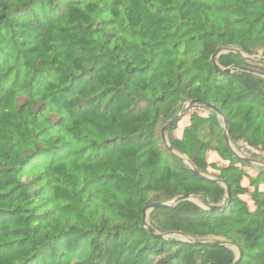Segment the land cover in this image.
<instances>
[{
	"label": "trees",
	"instance_id": "obj_1",
	"mask_svg": "<svg viewBox=\"0 0 264 264\" xmlns=\"http://www.w3.org/2000/svg\"><path fill=\"white\" fill-rule=\"evenodd\" d=\"M264 0H0V264H264ZM250 68L243 70L241 68ZM258 71L262 75L256 73ZM191 113V114H190ZM211 155L218 157L210 161ZM219 161L223 162L220 165Z\"/></svg>",
	"mask_w": 264,
	"mask_h": 264
},
{
	"label": "water",
	"instance_id": "obj_2",
	"mask_svg": "<svg viewBox=\"0 0 264 264\" xmlns=\"http://www.w3.org/2000/svg\"><path fill=\"white\" fill-rule=\"evenodd\" d=\"M226 52H235V53H240L242 54L244 57H247L250 60H256L254 57L246 55L244 53H242L239 49L237 48H232V47H226V48H222L219 49L216 54H214L213 56V61L214 64L216 65V70L217 71H221L222 73H231L233 72V67H226V68H221L218 65V61L217 58ZM256 61H260V62H264V60H256ZM243 70H250V68H241ZM256 73L262 75V73L255 71ZM196 105H203L204 107L216 112L219 117L222 119L223 122V127H224V137L230 147V149L233 151V153L235 154V156L244 163L247 164H256L259 165L261 167L264 168V159L261 158H257V157H246L244 155H242L240 153V151L234 146V144L232 143L229 133H228V128H227V122H226V118L224 117V115L220 112V110L213 104H211L210 102L206 101V100H190L188 102L185 103L184 107L172 118L170 119L165 125H163L162 129H161V133H162V138L163 141L168 149V151L173 154L174 156H176L177 158L181 159L184 163H186L189 166L190 171L194 174L197 175L199 177L205 178V179H211V180H215L219 183H221L226 190V194H225V199L222 203L220 204H212L209 202L208 198L206 197V195L204 194H200L202 195V197H204V199L206 200V202L208 203V205H205L203 202L198 204L197 202L192 200V196H195L194 194H185V195H180L178 197H175L174 199L168 201V202H153L150 203L149 205H147L146 207H144L143 209V222L145 223L146 226L150 227V223H149V214L151 213V211L153 209H155L158 206H174L177 203L181 202V201H193L195 203H197L198 205L206 208V209H210V210H221L223 203L226 200H229L231 198V191H230V185L226 182V180L220 179V178H215L212 175L203 173L202 171H200V169L194 164V162L187 158L185 155H182L181 153L177 152L176 150H174L170 144V141L167 137V130L175 123H177L182 117L183 115L192 107L196 106ZM155 235L158 236H162V237H172V238H179L185 241H190L196 244H200V245H226L228 247H230L231 249L234 250L235 254H236V259L234 260V262L232 264H237L242 256V249L239 245L232 243L230 241L227 240H222V239H214V240H196L193 237L189 236L186 233L180 232V231H173V232H169V233H157Z\"/></svg>",
	"mask_w": 264,
	"mask_h": 264
},
{
	"label": "rangeland",
	"instance_id": "obj_3",
	"mask_svg": "<svg viewBox=\"0 0 264 264\" xmlns=\"http://www.w3.org/2000/svg\"><path fill=\"white\" fill-rule=\"evenodd\" d=\"M191 109V113L194 111V110H197L199 112H205L204 109L202 108H190ZM190 113V114H191ZM185 115V114H184ZM183 115V119H181V121L179 122V126H178V129L175 131V135L177 137H180L181 134H182V128L184 127V125L188 122L189 120V115L187 116H184ZM167 137H168V134H167ZM240 153L246 157H257V158H261V159H264V157L260 154H255V153H252L248 148L246 149H241ZM210 161H217L218 160V157L216 155H211L210 158H209ZM220 165H223V162L219 161ZM250 165V170L252 171H257L259 169H264L263 167L259 166V165H256V164H249ZM210 175V174H209ZM192 200L197 202L198 204L202 203L201 199L198 197V196H192Z\"/></svg>",
	"mask_w": 264,
	"mask_h": 264
},
{
	"label": "built area",
	"instance_id": "obj_4",
	"mask_svg": "<svg viewBox=\"0 0 264 264\" xmlns=\"http://www.w3.org/2000/svg\"><path fill=\"white\" fill-rule=\"evenodd\" d=\"M246 148H248L252 153H255V154H260L264 157V153L261 152L260 149L258 148H255V147H252V146H247Z\"/></svg>",
	"mask_w": 264,
	"mask_h": 264
}]
</instances>
